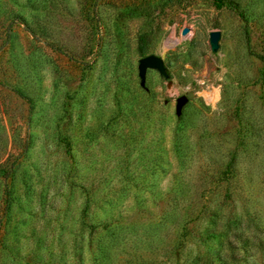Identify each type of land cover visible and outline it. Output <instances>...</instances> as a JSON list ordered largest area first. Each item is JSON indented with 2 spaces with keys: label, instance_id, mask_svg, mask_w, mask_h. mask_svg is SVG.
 <instances>
[{
  "label": "rangeland",
  "instance_id": "374dc122",
  "mask_svg": "<svg viewBox=\"0 0 264 264\" xmlns=\"http://www.w3.org/2000/svg\"><path fill=\"white\" fill-rule=\"evenodd\" d=\"M231 1L245 24L211 0H0V264H264V0ZM146 55L166 77L140 84Z\"/></svg>",
  "mask_w": 264,
  "mask_h": 264
},
{
  "label": "water",
  "instance_id": "95a60500",
  "mask_svg": "<svg viewBox=\"0 0 264 264\" xmlns=\"http://www.w3.org/2000/svg\"><path fill=\"white\" fill-rule=\"evenodd\" d=\"M184 33L182 30L181 34ZM219 39V33L217 31H212L209 33L208 42L211 49L217 47V40ZM147 69L156 70L161 76L166 77L165 67L163 65L162 59L155 55H146L138 60L137 70L140 84H143L145 71ZM190 95H181L175 99L174 113L176 117H179L181 108L186 104Z\"/></svg>",
  "mask_w": 264,
  "mask_h": 264
},
{
  "label": "trees",
  "instance_id": "16d2710c",
  "mask_svg": "<svg viewBox=\"0 0 264 264\" xmlns=\"http://www.w3.org/2000/svg\"><path fill=\"white\" fill-rule=\"evenodd\" d=\"M176 1H180V0H176ZM211 2H212V5L214 6L215 9H220L224 6L229 8L243 21L244 24L246 23V18L244 16L243 11L240 9L239 5L235 4L233 1H231V0H211ZM143 45H144V37L139 36L137 39V49H138L139 53L142 52V46ZM257 58L261 62L264 63V56L258 55ZM89 229H93V226H89ZM101 253H102V250H101Z\"/></svg>",
  "mask_w": 264,
  "mask_h": 264
},
{
  "label": "bare ground",
  "instance_id": "6f19581e",
  "mask_svg": "<svg viewBox=\"0 0 264 264\" xmlns=\"http://www.w3.org/2000/svg\"><path fill=\"white\" fill-rule=\"evenodd\" d=\"M170 40L166 43V46L169 44Z\"/></svg>",
  "mask_w": 264,
  "mask_h": 264
}]
</instances>
